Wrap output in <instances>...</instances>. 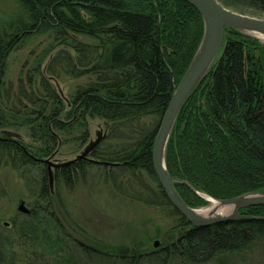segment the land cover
Wrapping results in <instances>:
<instances>
[{"label":"trees","instance_id":"1","mask_svg":"<svg viewBox=\"0 0 264 264\" xmlns=\"http://www.w3.org/2000/svg\"><path fill=\"white\" fill-rule=\"evenodd\" d=\"M16 2L21 12L0 23V131L23 130L31 142L0 133V168L19 173L31 210L12 219L9 234L0 232V264H264V205L196 226L154 169L155 138L205 33L201 12L185 0ZM245 2L264 12V0ZM42 37L46 46L32 52L17 85L9 84L11 53ZM67 76L76 84L63 97L54 80ZM95 118L107 127L100 142L51 175L48 158L64 138L87 141ZM165 157L170 174L185 181L175 186L191 206L205 200L195 190L217 198L264 190L263 42L227 28L219 55L177 117ZM101 180L125 196L173 208L180 221L164 246L114 254L70 231L62 192L83 183L92 193Z\"/></svg>","mask_w":264,"mask_h":264},{"label":"rangeland","instance_id":"2","mask_svg":"<svg viewBox=\"0 0 264 264\" xmlns=\"http://www.w3.org/2000/svg\"><path fill=\"white\" fill-rule=\"evenodd\" d=\"M219 1L233 11L264 18V12L249 7L247 2H245L246 0ZM20 12L16 0H0V23L9 20ZM246 33L254 35L264 43L262 37L251 32ZM43 39V37L36 39L27 47L15 49L11 53L8 60L7 72L9 84L13 83L15 87L22 71L27 72L31 65V59L35 57L32 52L39 51L46 46ZM39 45L41 47L37 49ZM54 83L63 97H67L76 84V81L67 76L54 80ZM89 123L90 137L87 141L74 136L64 138V141L61 142L54 156L48 158V161L55 164L77 159L90 143L106 134L107 127L104 120L95 118L90 119ZM7 130L16 131L26 143L31 142L30 137H27L23 130ZM0 133L3 134L4 131H0ZM51 169L53 171L55 166H52ZM0 176L6 188L5 195L0 196V232H7L9 234V231H11L10 228L12 227V219L19 213H26L20 210V206L24 203L25 207L29 210H31V206L26 185L17 171L9 166L2 167L0 168ZM175 182L185 183L180 178H176ZM147 184L156 187V184L151 179L147 180ZM195 192L205 199L200 204L190 205L195 209L204 208L211 204V201L203 195L218 201H226L250 193L264 194V190H255L236 197L217 198L206 192L198 190H195ZM62 194L70 215H66L70 231L80 240L114 254L130 253L137 245H142L143 249L146 250L159 249L164 246V236L171 232L180 221V216L174 213L172 207L149 204L125 196L112 188L105 187L102 180L101 182L98 181V185L92 193L83 183H78L73 193L63 191Z\"/></svg>","mask_w":264,"mask_h":264},{"label":"water","instance_id":"3","mask_svg":"<svg viewBox=\"0 0 264 264\" xmlns=\"http://www.w3.org/2000/svg\"><path fill=\"white\" fill-rule=\"evenodd\" d=\"M185 1L194 5L203 15L205 20V34L201 46L188 71L182 78L171 98L163 121L158 130L153 147V165L155 172L173 205L180 212H182L191 223L196 226H203L214 222L235 219L239 216V212H237V215L235 216H223L211 220H199L193 212V207L183 200L175 186L176 178L170 174L166 165V147L182 107L219 55L225 41L227 28H236L242 31L254 33L259 37H264V18L233 11L223 5L219 0ZM4 133L10 136H19V133L11 130H5ZM101 139L102 137L90 143V145L81 155L77 157V159L86 157ZM75 160L76 159L55 164L50 162V164L51 167H59L70 164ZM50 172L52 175L53 171L51 168ZM250 194H252V196L243 205V207L264 205V194ZM20 210L30 212V210L25 207L24 203L20 206Z\"/></svg>","mask_w":264,"mask_h":264},{"label":"bare ground","instance_id":"4","mask_svg":"<svg viewBox=\"0 0 264 264\" xmlns=\"http://www.w3.org/2000/svg\"><path fill=\"white\" fill-rule=\"evenodd\" d=\"M264 39V37L262 36ZM211 204L207 207L195 209L193 208L194 214L198 217L199 220H211L223 216H235L237 212H240V209L243 208V205L250 199L252 194L243 195L234 199L226 201H218L212 199L209 196L204 195Z\"/></svg>","mask_w":264,"mask_h":264}]
</instances>
